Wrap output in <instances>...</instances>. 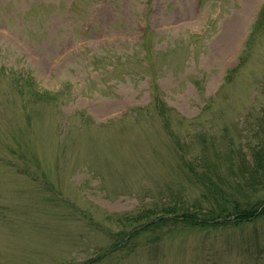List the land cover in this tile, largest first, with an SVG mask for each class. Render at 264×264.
<instances>
[{"label":"rangeland","instance_id":"1","mask_svg":"<svg viewBox=\"0 0 264 264\" xmlns=\"http://www.w3.org/2000/svg\"><path fill=\"white\" fill-rule=\"evenodd\" d=\"M263 4L0 0V264H264V214L157 223L264 200ZM21 69L55 96L20 93Z\"/></svg>","mask_w":264,"mask_h":264},{"label":"trees","instance_id":"2","mask_svg":"<svg viewBox=\"0 0 264 264\" xmlns=\"http://www.w3.org/2000/svg\"><path fill=\"white\" fill-rule=\"evenodd\" d=\"M263 18H264V5L262 6L261 11L259 13V18L256 23L257 26H259L263 22L264 20ZM145 33L143 34L141 38L142 43L145 42V39H146ZM248 47L249 45H247L244 51H242V55H239L240 56L239 62L242 61L240 59L244 58ZM123 56H124V53H122V55L119 58L110 59L111 57L110 55L108 57V61L111 62L113 60L112 62H118ZM2 63L3 61L1 60L0 65ZM90 63L94 65V62L92 60H90ZM126 63H127V58H126ZM148 65L150 66L149 63ZM16 69L14 71H17ZM234 70L235 68H232L229 71H227L226 76H225L227 80L231 79ZM24 71L25 70L21 69L19 72H16L13 75V82H15L13 83L14 87H19L20 93L22 94L27 93L28 98L36 103L38 102L47 103L51 99V97L53 98L55 96V93H52L49 90L40 87L38 81L36 80L35 77L31 75L30 71H25L26 73H24ZM115 71L116 69H114V67L110 69L111 74L114 73ZM155 99H161V98L159 96V97H155ZM154 107L158 110L160 115L164 116V114H166V110L161 109L157 107L156 105H154ZM232 151L233 150H230L227 154H235L236 156H238V154H242V155L246 154V152H243L241 150L234 151L235 153ZM229 160L232 162V158H229ZM251 161H252L250 163L251 166H249L252 172L251 175L255 176L254 179L259 178L260 179L259 182H261L264 179V148L263 147L251 148ZM184 164L186 165L188 171L192 173L193 167L190 166L191 164H189L188 161H186ZM246 167L248 166H246L244 163H241L239 164V168H238L239 170L238 169L237 170L240 173H244L245 171L244 169H246ZM230 169H232L231 165H230ZM216 187H218L217 189H219L220 192H223L225 194L224 192L225 189L223 187L215 186L214 188ZM243 205L244 206H240L237 203H233L231 206L218 205V210L214 211V213L212 210H207L205 212L200 211V213H198L194 209H189V208L180 210L176 206L165 207L162 211L161 216H159L157 223H160L162 220H171L173 224H177L183 227H196V228L202 227L203 228V227H209V226L224 225L227 222H231L232 225H237L244 221L255 219L259 217L260 215L264 214V200L261 202H256L251 205L243 203ZM227 208H229L230 213L229 211H227ZM150 209L152 208H147L146 212L147 213L150 212ZM231 209L233 210L234 214H231ZM223 210L227 211L228 214L226 215L222 214ZM129 215H130L129 219H132V221H138L142 217L144 218L147 217L146 215H143L141 213H137V214L131 213ZM154 221H155L154 219H149V222L147 224H143V226L141 227L145 228L149 225H157L154 223ZM136 233H138L137 228L131 231L128 234V236L131 238ZM129 237H127V239H129ZM93 260L94 259L91 258L88 261L84 262L83 264H89Z\"/></svg>","mask_w":264,"mask_h":264}]
</instances>
